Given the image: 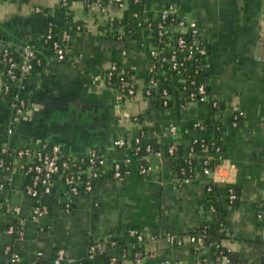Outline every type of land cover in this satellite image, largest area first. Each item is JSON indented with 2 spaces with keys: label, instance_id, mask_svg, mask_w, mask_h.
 <instances>
[{
  "label": "crops",
  "instance_id": "0c3cea01",
  "mask_svg": "<svg viewBox=\"0 0 264 264\" xmlns=\"http://www.w3.org/2000/svg\"><path fill=\"white\" fill-rule=\"evenodd\" d=\"M62 1L0 0L1 44L29 46L39 61L15 92L27 110L20 112L2 98L0 82V144L36 148L47 143L59 145L68 155L96 149L110 162L122 163L130 148H115L114 141L144 130L147 141L159 145L160 151L145 158L154 167L151 175H138L135 162L120 181L107 170L92 192L73 198L69 210L62 183L50 195L33 198L26 193L24 174L0 169V264H11L12 254L19 258L14 264H46L58 249L66 250L75 262L88 260L93 243L111 236L124 244L131 228L187 239L212 216L208 181L197 179L173 189L170 182L175 175L168 169L170 163L162 160L172 143L189 144L206 137L207 131L195 125L209 119L211 107L204 103L181 107V95L168 109L142 94L117 103L105 83L106 73L117 63L132 71L135 83L143 86L148 57L142 37L118 41L102 33L107 17L96 9H87L83 0H68L67 6ZM172 3L201 27L209 47L205 81L220 98L224 115L234 109L245 112L242 125L225 133V176L237 199L230 206L225 188L219 186L215 200L224 205L230 222L222 245L230 256H238V264H264V218H258L264 204V0H149L148 7L162 9ZM37 8L42 13H36ZM109 11L122 14L115 5ZM48 23L73 30L63 62L43 45ZM170 125L177 134L167 133ZM205 158L219 162L211 152L202 153ZM41 207L47 212L35 220ZM19 222L23 239L10 232ZM145 248L148 256L143 264H201L214 256L210 248L193 253L187 240L180 247L156 241ZM89 261L107 262L101 256Z\"/></svg>",
  "mask_w": 264,
  "mask_h": 264
},
{
  "label": "built area",
  "instance_id": "2783aa9c",
  "mask_svg": "<svg viewBox=\"0 0 264 264\" xmlns=\"http://www.w3.org/2000/svg\"><path fill=\"white\" fill-rule=\"evenodd\" d=\"M149 0H83L87 9H96L100 15L107 17L102 33L113 37L118 41L125 40L135 35L142 37V46L147 51L148 67L146 82L143 86L135 83L131 71L124 69L117 63H112L105 77L107 87L117 103H124L133 99L136 95L142 94L147 98H154L160 102L163 108L168 109L174 102L175 96L181 95V107L189 104L204 103L212 109L222 108L220 98L215 95L209 84L205 81V73L208 70L207 58L209 47L202 36L201 27L197 21L183 14L177 5L168 4L162 9L148 7ZM63 6L68 5V0L62 1ZM115 5L122 12L120 15L110 14V6ZM36 13H42V9L37 8ZM129 16L132 21L125 23V16ZM80 30V27L77 28ZM54 25L48 23L43 36V45L50 49L58 62L67 59L66 43L70 40L68 31H63L58 40H53ZM21 62L17 63L8 47L0 45V66L4 65L3 74L0 73L1 96L18 111L27 110L26 102L19 99L18 95L11 93L10 83H19L29 77L37 60V54L29 46L20 48ZM19 76V77H18ZM4 78V79H3ZM8 96V98H7ZM232 128L239 127V120L245 117V112L234 109ZM199 131L205 132L206 126L202 121H197L195 125ZM170 135L177 134V129L173 125L167 129ZM200 141L201 147L206 148L205 138H197L192 141V145ZM131 142L136 144L135 155L141 152V144L147 143L145 151L153 153V145L147 141V134L144 130L133 138H118L113 145L118 149L127 148ZM205 151V150H204ZM178 143H172L167 149V153L176 158ZM219 161L212 163L210 159H203L202 172L195 173L192 165V158L195 155L194 146L188 152V159L185 163L187 168H181L179 175H175L170 182L173 189H181L188 183L197 179L208 181V193L213 191L215 185L228 186L227 203L233 206L237 195L225 173L227 168L222 159V150L219 147L213 152ZM136 163V171L140 176L151 175L155 170L150 164L133 160L129 155L124 162H110L104 155L96 149L88 150L81 155H68L64 153L59 145H49L42 143L36 148L19 147L10 148L3 145L0 149V169L8 173L20 172L30 178L27 186V195L40 199L45 195H50L59 183L63 184L66 197V208L69 210L73 198L82 193L93 191L95 183L107 170H110L115 180H122L132 171L130 165ZM232 168V167H231ZM187 175V176H186ZM262 209V208H261ZM19 209L15 208L18 213ZM44 207L36 209L35 220L46 214ZM215 212L214 206L210 207V213ZM259 219L264 218L261 210ZM16 232L19 239H23V224L19 222L17 228H10V232ZM128 240L122 244L132 253L123 250L120 258L110 256L106 264H118L126 261L132 264H143L147 259L146 245L156 241H164L170 247H180L186 240L191 243L195 251L205 248L202 237H187V239L162 233H150L136 228H131L127 234ZM120 242L108 236L97 241L90 246L88 260L101 256L106 257L113 249H116ZM9 253V249H7ZM129 255V257H128ZM19 258L12 254L11 264L17 263ZM69 254L64 249H58L54 259L46 264H74ZM214 264H231V259L223 254L214 260Z\"/></svg>",
  "mask_w": 264,
  "mask_h": 264
},
{
  "label": "trees",
  "instance_id": "16d2710c",
  "mask_svg": "<svg viewBox=\"0 0 264 264\" xmlns=\"http://www.w3.org/2000/svg\"><path fill=\"white\" fill-rule=\"evenodd\" d=\"M130 13H127L125 16V23H128L129 21H132V19L129 16ZM54 25V35H53V40H58L62 34L63 31H68L69 34H73V30L68 28V27H58L57 25ZM47 29V26H46ZM0 45L3 47L1 44L0 40ZM6 47V46H4ZM12 53V56L14 57L15 61L17 63L21 62V50L19 47L13 48V47H8ZM1 53H0V58H1ZM5 70V66L1 65L0 66V73L1 75L3 74V71ZM132 71L130 73V76L132 75ZM19 77V76H18ZM4 79V78H3ZM19 81H16L14 83H10V95L11 93H15L17 89L19 88ZM8 98V96H7ZM233 115H224V110L223 108L220 109H212L210 111V117L206 122L204 123L206 126V137L205 138V144L207 145L206 148L201 147L200 141L197 144H193L192 142L189 144H186L184 142H179L178 143V152L176 158L171 157L167 153L168 147H166L164 154L162 156V160H166L170 163V169L172 171L173 175H179L181 168H187L188 165L185 163V160L188 159V152L191 147L194 146L195 148V155L192 158V165L194 168V172L200 173L202 172V153L204 152H215V148L219 147L222 152L224 148V140H225V133L228 128L232 127V122H233ZM242 120H239V127L242 125ZM147 134V133H146ZM147 143H142L141 146V152L138 155H135V148L136 144L134 142H131L130 145L128 146L130 148V156L133 160H139L141 163L148 164V162L145 161V158L147 156H150V153H147L145 151V146ZM153 145V152L154 151H160V147L157 144H152ZM3 146V144H0V149ZM127 147V148H128ZM205 150V151H204ZM212 163L216 164L215 161H212ZM187 176V175H186ZM28 184L30 183V178L27 177ZM221 184L215 185L213 187V191L208 193V196L211 200V206H214L215 212L212 214V216L206 220L201 222L195 229H193L190 233H188V237H202L204 239V246L205 248H210L211 251L213 252L214 256L212 261H206V260H201V264H214V260L216 257L219 255V253L223 252L225 256L230 258V254L225 250L223 247V242L228 239V228L230 225L227 211L225 210V207L222 203L216 202V197L218 196V189ZM225 188V191L227 193L228 186L226 185H221ZM263 214H264V204L262 206ZM127 251L128 253H132V250H128L126 246L122 245V243H119L116 249H113L111 252H113L112 256L116 258H120L123 255V250ZM193 253L199 254L198 251H195L193 249ZM129 257V255H128ZM106 260H108L109 257H105ZM38 264H41L40 262ZM74 264H91L89 260H83V261H77ZM118 264H122L121 262Z\"/></svg>",
  "mask_w": 264,
  "mask_h": 264
},
{
  "label": "water",
  "instance_id": "95a60500",
  "mask_svg": "<svg viewBox=\"0 0 264 264\" xmlns=\"http://www.w3.org/2000/svg\"><path fill=\"white\" fill-rule=\"evenodd\" d=\"M72 40V39H71ZM70 40V41H71ZM230 259H231V261L233 262V263H236V264H238L237 262H238V256L237 255H231L230 256Z\"/></svg>",
  "mask_w": 264,
  "mask_h": 264
}]
</instances>
